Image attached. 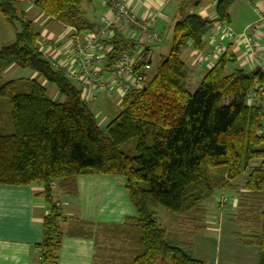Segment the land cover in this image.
Wrapping results in <instances>:
<instances>
[{
  "label": "trees",
  "instance_id": "1",
  "mask_svg": "<svg viewBox=\"0 0 264 264\" xmlns=\"http://www.w3.org/2000/svg\"><path fill=\"white\" fill-rule=\"evenodd\" d=\"M88 1L34 0L32 6L50 21L80 33L94 27L81 12ZM233 1L198 0L196 8L201 2L214 4L215 22L197 15L176 22L168 55L140 88L122 98L121 113L101 130L80 89L44 59L40 35L26 13L17 11L18 0H0V16L20 28L15 41L0 48V130L10 128L0 133V185L42 187L48 213L36 246L38 264H57L64 236L94 237L104 264H202L174 241L156 213L159 208L175 216L192 211L247 171L233 221L239 242L256 247L258 264H264V136H258L262 109L259 100L252 106L245 100L260 73L229 72L236 55L228 45L190 93L181 59L187 46L194 52L204 50V38L215 24L230 23ZM108 45L110 63L129 47L118 33ZM148 52L140 54V63ZM10 66L30 70L52 84L63 102L52 101L35 80L1 82ZM5 104L9 113L4 116ZM93 174L121 176L135 216L120 225L97 226L95 233L85 231L77 220L64 234L66 218L51 199L52 185L59 182L64 190L77 177Z\"/></svg>",
  "mask_w": 264,
  "mask_h": 264
},
{
  "label": "crops",
  "instance_id": "2",
  "mask_svg": "<svg viewBox=\"0 0 264 264\" xmlns=\"http://www.w3.org/2000/svg\"><path fill=\"white\" fill-rule=\"evenodd\" d=\"M20 1V3H25L24 0ZM120 1L130 8L140 19L155 17L154 30L160 35L161 41V29L168 27L169 30H172L174 24L186 16L197 15L203 20L215 22V7L210 2H201L199 7L196 8L195 4L198 0ZM185 7H187L186 10H184ZM24 8L29 9L28 6ZM25 9L23 11L26 13ZM91 12L94 13V21L89 20L92 14ZM82 14L87 22L94 26L93 29H95L99 26L100 16L107 14V9L101 0H89ZM35 18L41 20L42 24L47 26L46 28L50 27L48 30L46 29L49 35H52V32H56L59 27V31H57L59 35H57V38H55V35H50V39L39 43L38 48L40 51L44 54H53L58 62L63 65L67 64L69 57L67 39L71 34V28L50 21L43 17L40 12H36ZM226 25L230 26L229 24ZM216 26L217 24L205 36V48L202 52H194L189 46L182 51L186 53L187 60L191 62L192 76L198 80L201 71H204L205 74L221 56L215 52V45L223 46L225 51L228 45L233 47V52L236 55V63L229 67V72L232 69H243L247 72L254 71L255 69L253 70L252 68H255V66L247 58L244 46L238 42L229 43V40L223 36L221 30ZM124 38L129 39L131 42L136 41L134 34L124 35ZM161 41L157 46H160ZM261 41L258 42L260 43ZM134 48L137 49L136 46ZM182 52L181 59H183ZM149 55L151 61L150 48ZM114 99L116 100V98ZM116 102L118 103V101ZM230 185L233 186L234 182ZM114 189L116 193H124L120 190L121 188ZM224 189H228L234 194V211L224 213L221 210H216L213 202L205 203L206 200H204L198 208L183 214V216L176 217L178 220L177 224L180 225L178 229L175 231L165 230L173 237L176 243L180 244L181 247H184L190 253L195 261L201 262L202 264H258L257 248L242 244L236 236L238 227L233 220L234 214L237 211L238 193L241 192L242 188H235L233 186L232 188ZM102 202H99L97 198L93 197L91 201L92 209L90 210L89 216H82V219H86L85 221L90 222L94 227L102 224H122L124 221L120 222L121 220L118 218L121 210L115 208L107 211L106 206L102 207ZM55 203L59 207L62 204L64 205V212L62 211V213L65 218L79 219L78 213L71 212L69 201L63 199L62 203ZM224 203H227L226 199H223V205ZM219 208L221 209V207ZM80 212L81 209L79 210ZM47 213L48 205L42 195V187L40 185H0V264L39 263L36 246L42 240V222ZM161 213L157 211V221ZM131 215L127 218H131ZM66 226V222L61 225V230L63 228L62 231L64 234L69 229L66 230ZM197 228H202L201 231L204 233H198L200 231L195 233ZM98 250L99 248L94 237L74 238L65 236L57 252V264H104L102 257L99 258L98 256Z\"/></svg>",
  "mask_w": 264,
  "mask_h": 264
},
{
  "label": "built area",
  "instance_id": "3",
  "mask_svg": "<svg viewBox=\"0 0 264 264\" xmlns=\"http://www.w3.org/2000/svg\"><path fill=\"white\" fill-rule=\"evenodd\" d=\"M107 9V14L100 16L99 26L92 31L78 33L71 29L67 39L69 47L68 63L63 65L52 54H44L46 62L54 69L63 73L81 91L89 94L88 100H95L104 93L108 97H116L121 102L122 98L132 89L140 88L149 78L151 65L149 52L146 61L140 63L139 56L147 49L141 50L145 44L157 46L160 35L154 30L155 17L146 19L138 18L130 8L120 0H101ZM248 2V1H247ZM249 3V2H248ZM250 4V3H249ZM256 20L246 26L240 34L222 23H217L223 36L229 43L238 42L246 50V56L256 67H259L260 80L256 81L246 94L245 100L248 106H252L259 100L262 109L261 129L259 137L264 136V60L260 54L264 53V8L253 7ZM121 36L134 34L136 41L129 44L127 52L115 62H108L111 47L116 34ZM262 40L260 43L258 41ZM214 42V41H213ZM134 46L137 47L134 48ZM40 50V49H39ZM215 52L222 55L225 48L215 45ZM254 68V69H255ZM83 98V94H82Z\"/></svg>",
  "mask_w": 264,
  "mask_h": 264
},
{
  "label": "rangeland",
  "instance_id": "4",
  "mask_svg": "<svg viewBox=\"0 0 264 264\" xmlns=\"http://www.w3.org/2000/svg\"><path fill=\"white\" fill-rule=\"evenodd\" d=\"M23 1V0H22ZM24 2L20 3L21 1L18 0L16 4L17 11L25 9V6H28L29 9L26 10V16L34 21V29L36 32L39 33L40 39L38 42V45L41 41H47L50 39L52 35H55V38H57L59 35L57 31H59V27L57 28L56 32H52V35L50 36L47 32L48 28L47 26L42 24L41 20H38L35 18L36 12H39L36 10L32 5V1L34 0H24ZM250 3H248V2ZM86 6V3H83L81 6V12L83 11L84 7ZM264 8V0H234L230 10V23L229 25L233 29V31L237 34H240L243 29L248 26V24H252L253 21L256 20V15L253 11V7H261ZM187 7L184 8L186 10ZM92 13V12H91ZM94 13L91 14L90 19L91 21H94ZM41 21V22H40ZM249 24V25H250ZM168 26V25H167ZM53 27V26H51ZM47 29V30H46ZM20 31L19 24L15 23L13 25L7 24L3 18L0 16V48L4 45L11 44L15 41L16 34ZM71 31V30H70ZM162 34V41L160 46H152L150 44H145L144 47H140L141 50L145 49V47L150 48L151 52V71L150 75L153 74L155 71V68L159 64L162 57H165L168 55L171 49L172 44V30L168 27H164L161 29ZM212 48H214L212 46ZM215 50V48H214ZM183 51V50H182ZM181 51V52H182ZM183 61L187 66V81H186V90L190 93H194L203 78L204 71H201L200 77H198V80L192 76V70H191V62L187 60L186 53L182 52ZM260 57H264V53L260 54ZM233 66V65H232ZM254 70V68H252ZM14 80H35L40 85H42L48 93L49 98L52 101H58L63 102V98L59 96L56 88L46 82L43 78L38 76L37 74L33 73L30 70H21L18 69L15 66L8 67L2 74H1V82H7V81H14ZM17 92H20V89H17ZM83 94V100L86 103L89 110L93 113L97 125L101 130H105L106 127L121 113V106L120 101L116 97H108V95L102 93L99 96L95 98V100H88L89 94L87 92L82 93ZM116 98V100L114 99ZM118 101V103L116 102ZM2 103H5L2 101ZM1 111L3 115L9 113V107L8 104L2 105ZM7 120L5 119L6 122ZM9 129L0 130V133H9ZM248 171L245 172L241 177L236 179L234 182L235 188H242L243 187V181L246 177ZM232 182V183H233ZM124 180L121 176H104L101 174H93V175H87V176H80L75 179V183L68 184L65 189L63 190L59 182H54L52 185V193H51V199L55 202H63V199L69 201L70 210L71 212L78 213V218H66V230L72 227V225L79 220L82 224L84 223V230L87 232H95L97 230V225L95 227L91 228L90 222L85 221L86 219H82L83 217L89 216L90 210L92 209L91 201L92 198H97L100 201H103L102 204L106 206V210L110 211L115 208H119L121 210V214L118 216V218L121 220L120 222L124 221L130 214L131 217L135 216V212L133 210V207L131 204H129L126 193L124 191ZM232 185L226 186L224 188H232ZM74 188V189H73ZM114 188H121L124 193H116V190ZM216 189L213 191L212 195L208 196L205 200V203L213 202L215 205L216 210H221L224 213H227L228 211H234L235 208V199L234 194L230 192L228 189ZM75 190V193L72 195V191ZM223 199H226L227 203H224L223 205ZM105 203V204H104ZM220 203V205H219ZM64 205L62 204L61 210L64 212ZM221 207V209L219 208ZM81 209V214L79 213V210ZM158 212H162L159 214L158 223L167 231H175L179 228L180 225L177 224L178 220L173 214L168 213L165 209L159 208ZM183 216V215H180ZM185 216V215H184ZM170 218H173L170 220ZM82 219V220H81ZM119 222V223H120ZM75 226V225H73ZM101 226H104L103 224ZM201 226V225H200ZM68 229V230H69ZM202 228H197L195 233H204L201 231ZM63 230V228H62ZM63 232V231H62ZM98 234V233H97ZM99 235V234H98ZM65 237V236H64ZM167 261H165L162 264H166Z\"/></svg>",
  "mask_w": 264,
  "mask_h": 264
},
{
  "label": "water",
  "instance_id": "5",
  "mask_svg": "<svg viewBox=\"0 0 264 264\" xmlns=\"http://www.w3.org/2000/svg\"><path fill=\"white\" fill-rule=\"evenodd\" d=\"M165 61H166V59L164 60V62H165ZM259 69H260L259 67H256L255 70H254V72H255V73L259 72Z\"/></svg>",
  "mask_w": 264,
  "mask_h": 264
}]
</instances>
